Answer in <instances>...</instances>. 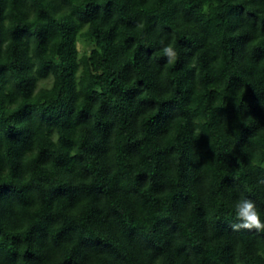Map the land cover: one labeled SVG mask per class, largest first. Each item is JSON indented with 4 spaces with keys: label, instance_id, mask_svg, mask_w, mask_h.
I'll return each instance as SVG.
<instances>
[{
    "label": "trees",
    "instance_id": "obj_1",
    "mask_svg": "<svg viewBox=\"0 0 264 264\" xmlns=\"http://www.w3.org/2000/svg\"><path fill=\"white\" fill-rule=\"evenodd\" d=\"M261 179L264 0H0V264H264Z\"/></svg>",
    "mask_w": 264,
    "mask_h": 264
},
{
    "label": "clouds",
    "instance_id": "obj_2",
    "mask_svg": "<svg viewBox=\"0 0 264 264\" xmlns=\"http://www.w3.org/2000/svg\"><path fill=\"white\" fill-rule=\"evenodd\" d=\"M163 52L169 58V62L175 60L176 52L171 46L164 47ZM259 183L264 184V179H261ZM234 209L237 222L231 224L233 230L255 229L258 232L264 231V222L261 221L260 213L252 200L241 195L235 202Z\"/></svg>",
    "mask_w": 264,
    "mask_h": 264
}]
</instances>
